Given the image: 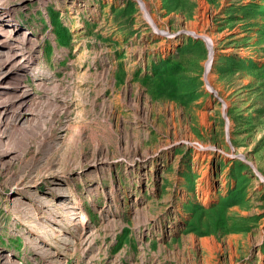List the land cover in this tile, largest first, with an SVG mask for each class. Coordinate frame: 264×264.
Wrapping results in <instances>:
<instances>
[{
	"label": "rangeland",
	"instance_id": "obj_1",
	"mask_svg": "<svg viewBox=\"0 0 264 264\" xmlns=\"http://www.w3.org/2000/svg\"><path fill=\"white\" fill-rule=\"evenodd\" d=\"M144 1L157 29L138 0H0L37 48L0 124L15 264H264V0Z\"/></svg>",
	"mask_w": 264,
	"mask_h": 264
},
{
	"label": "bare ground",
	"instance_id": "obj_2",
	"mask_svg": "<svg viewBox=\"0 0 264 264\" xmlns=\"http://www.w3.org/2000/svg\"><path fill=\"white\" fill-rule=\"evenodd\" d=\"M138 2L144 12L145 18L156 28L153 18L148 12L145 1L138 0ZM3 7H0V124L4 122V119L9 113L11 115L14 114L17 120L18 116H25L30 113L29 100L27 99L29 92L25 88V77L22 75V72L26 71L28 67L34 63L35 54L37 52V48L32 42V39L26 38L25 35H21V37L12 35V29L14 30V28L18 26V22L14 16L13 9ZM199 35L204 38L208 47L209 53L205 62V71L207 72L214 54L213 41L207 35ZM204 79L208 89L214 91L208 81L207 74ZM55 192L56 195L67 198L72 194V190L64 187H57ZM28 206L30 205L28 204ZM71 210L70 214L73 215L82 213L78 207L71 208ZM48 215L50 218H54L51 213ZM73 223L74 229L79 231L80 226L77 225L79 222L75 221ZM17 261L9 251L3 254V250H1L0 247V264H15Z\"/></svg>",
	"mask_w": 264,
	"mask_h": 264
}]
</instances>
